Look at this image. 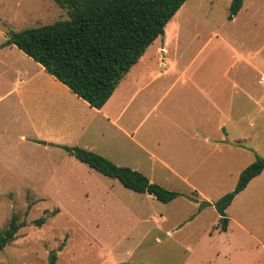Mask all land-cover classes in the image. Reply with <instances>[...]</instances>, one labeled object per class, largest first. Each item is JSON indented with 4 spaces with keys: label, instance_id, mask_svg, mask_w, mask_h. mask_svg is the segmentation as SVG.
<instances>
[{
    "label": "rangeland",
    "instance_id": "obj_1",
    "mask_svg": "<svg viewBox=\"0 0 264 264\" xmlns=\"http://www.w3.org/2000/svg\"><path fill=\"white\" fill-rule=\"evenodd\" d=\"M260 1L264 0H256L259 10L254 17L246 18L247 12L237 15L236 21H227L229 0H186L169 21L180 25L179 64L201 71L224 67L233 79L237 73L252 86L256 82L259 100L258 106L242 101L233 110L254 118L251 126L241 123L249 136L243 148L227 155L226 162L204 176L191 174L195 186L164 181L163 186L184 194L194 188L201 199L207 196L215 201L234 188L238 165L264 156V81H260L264 75V8H258ZM67 17L66 8L53 0H0V45L9 30ZM13 81L9 71L0 75V229L12 214L26 225L0 250V264H48L52 250L56 251L55 264H256L264 259L261 255L253 262V252L245 251L250 245L248 236L244 235L245 243L232 244L231 235L216 228L218 215L211 205L201 208L186 196L168 203L150 199L91 169L62 148L36 143L44 141L34 136L38 129L46 132L34 111L40 103L34 102L33 88L21 87L19 95L11 91ZM68 92L61 93L64 100L75 98ZM53 126L51 122L47 127ZM109 197L124 205L122 211L108 203ZM138 209L142 215H132ZM41 215L46 216L45 222L34 225L33 220ZM59 245L62 248L57 250Z\"/></svg>",
    "mask_w": 264,
    "mask_h": 264
},
{
    "label": "crops",
    "instance_id": "obj_2",
    "mask_svg": "<svg viewBox=\"0 0 264 264\" xmlns=\"http://www.w3.org/2000/svg\"><path fill=\"white\" fill-rule=\"evenodd\" d=\"M260 2L262 7L258 8H264V1ZM255 3L256 0H243L237 14L226 20L236 21L237 15L247 12L246 18L254 17L259 10ZM176 22L166 24L163 36L146 48L100 108L71 93L14 44L0 45V75L9 71L14 76L11 91L19 95L23 88H33L34 102L40 103L34 111L41 116V129L46 132L38 129L34 136L45 143H36L45 147L78 145L117 165L137 170L150 181L189 187L195 186L190 181L191 174L204 176L226 162L227 155L243 148V141L249 136L241 129V123L251 126L254 118L250 114L236 115L233 110L242 101L258 106L256 82L252 86L251 81H242L237 73L233 79L224 67L201 71L189 68L187 63L179 64L180 25ZM228 48L236 51L232 45ZM226 81L230 83L228 87ZM66 91L75 98L64 100L61 93L66 95ZM50 121L52 128L47 127ZM249 163L238 165L235 170L240 172ZM156 172L161 179L155 177ZM114 185L112 182L111 187ZM139 194L153 198L147 193ZM108 203L118 210L122 207L121 211L124 207L111 197ZM140 212L138 209L132 215L141 216ZM225 212L229 218L225 233L237 245L245 243L244 235L248 236L250 245L245 251L253 252L255 262L264 255V169L235 195ZM263 263L264 259L256 262Z\"/></svg>",
    "mask_w": 264,
    "mask_h": 264
},
{
    "label": "trees",
    "instance_id": "obj_3",
    "mask_svg": "<svg viewBox=\"0 0 264 264\" xmlns=\"http://www.w3.org/2000/svg\"><path fill=\"white\" fill-rule=\"evenodd\" d=\"M66 8L67 18L21 30H9L1 46L14 44L38 62L68 90L90 106L100 108L120 80L138 61L146 48L164 34L166 24L186 0H53ZM243 0H229L226 19L231 20ZM240 143V141H237ZM88 167L117 179L125 188L147 193L156 200L168 203L178 196L198 202L199 207L211 205L218 214L216 228L225 232L229 218L226 208L233 198L264 169V156L239 173L234 188L215 201L201 199L195 189L190 194L173 190L150 181L143 173L128 166L117 165L104 155L78 145H57ZM46 216L33 220L41 226ZM26 225L12 214L7 225L0 229V250L16 238ZM62 245L57 247L60 250ZM52 250L48 264H55ZM122 264H131L123 262ZM264 264V263H263Z\"/></svg>",
    "mask_w": 264,
    "mask_h": 264
},
{
    "label": "built area",
    "instance_id": "obj_4",
    "mask_svg": "<svg viewBox=\"0 0 264 264\" xmlns=\"http://www.w3.org/2000/svg\"><path fill=\"white\" fill-rule=\"evenodd\" d=\"M260 81H264V75L260 77Z\"/></svg>",
    "mask_w": 264,
    "mask_h": 264
},
{
    "label": "water",
    "instance_id": "obj_5",
    "mask_svg": "<svg viewBox=\"0 0 264 264\" xmlns=\"http://www.w3.org/2000/svg\"><path fill=\"white\" fill-rule=\"evenodd\" d=\"M43 143H45V141H42Z\"/></svg>",
    "mask_w": 264,
    "mask_h": 264
}]
</instances>
